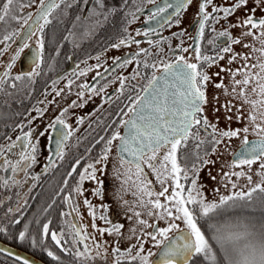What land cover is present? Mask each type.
<instances>
[{"label":"snow or ice","instance_id":"snow-or-ice-1","mask_svg":"<svg viewBox=\"0 0 264 264\" xmlns=\"http://www.w3.org/2000/svg\"><path fill=\"white\" fill-rule=\"evenodd\" d=\"M17 3L20 9L30 6L23 3V0H0V22L12 20L23 29V33L12 31L0 40V44L5 45L0 49V56L8 51V41L15 42L17 37L22 41L11 55L3 73H0V93L7 95L11 93H6L5 85L14 88L15 82L24 79L32 81L41 74L44 30L52 23L49 17L66 0H48L47 3L40 0L35 18L30 13L24 17L18 16L15 7ZM146 3L156 5L150 11L149 20L160 17L157 20L160 27L173 23L179 27L182 13L189 6L195 5L196 12L192 21V26L196 29V34L192 37L194 46L170 48L168 59L144 63L145 68L153 69L152 75L145 78L146 84L135 97H128L129 106L126 111L122 109L118 113L121 119L110 137L106 140L104 137L100 138L105 144L99 156L78 172V179L70 188L69 180L64 179L63 185L69 188V194L64 196L63 202L71 211L61 212V216L68 217L76 213L68 222V230L61 229L59 233L51 231L50 222L41 223L37 218L39 231L35 236L26 223L13 239L18 243H29L34 249L39 248L54 264H65L63 257L69 258L68 264H95L97 260L106 258L109 247L113 264H195L197 260L202 264H264V0H221L219 5L214 0H163L160 4L157 0H146ZM250 3L252 7H249ZM95 5L87 17H76L83 29L81 38L90 37L115 14L113 9H106L104 0H95ZM210 6L211 12L207 11ZM67 7H71V4L68 3ZM169 9H172L171 13L166 14ZM141 10L139 6L135 11L129 10L126 16H131L132 19L127 23L134 22L136 13ZM240 10L244 12L243 17H235V13ZM257 12L262 14L259 18L256 17ZM232 17L235 19H230ZM220 21L224 23L220 24ZM217 25L220 30H217ZM76 26L74 23L73 28ZM209 29L211 35L207 44L211 46V54L203 50L201 44ZM233 29L242 31L234 37ZM123 31L127 34V27ZM185 32L186 30H182L174 35L182 37ZM140 35L147 37L149 32L137 31L136 36ZM33 36H36V50L31 53V71L12 76V68L24 50L30 47L27 41ZM247 37H251L252 43H244ZM64 39L74 41L75 33L69 30ZM139 43L134 37L125 35L111 47L119 49L130 44L139 46ZM147 43L152 45L153 41L147 40ZM160 43L162 41H157L155 46L159 47ZM235 45H241L249 51L235 52ZM190 51L194 52L193 57L178 54ZM151 54L148 49H141L131 59L115 57L113 63L120 62V66H124L132 63L136 57ZM226 55L228 66H221L220 61L225 60ZM96 59H100L99 55ZM237 61L243 63L232 69L230 66ZM213 67H218L219 71L210 74L209 69ZM221 73L228 75L230 90L224 84ZM78 75H85V72ZM237 76L241 79H236ZM125 79L120 78L121 89ZM66 87H71V81ZM80 87L82 90L77 96L81 101L79 106L83 107L84 90L92 93L96 89H89L87 84ZM210 87L216 90L211 95ZM53 90L57 97L61 95L62 90ZM219 90L226 97L223 102L218 94ZM75 106L76 101L69 105ZM245 106L249 109L247 115L244 113ZM32 111L37 116L28 120L29 125L32 120L43 116L46 109L33 106ZM67 113L68 108L60 111L35 139L34 129L24 132L23 126L18 125L21 135L15 140L9 137V143L0 145V172L11 173L8 177L0 176V186H19L21 181L17 177L21 173L25 182L28 179L38 180V176H30L29 169L37 162L39 137L47 135L49 143L52 142L50 129H56L55 157L63 160L67 141L74 134L65 122ZM221 121L224 122V127L220 126ZM82 122V118L77 119L78 124ZM233 123H243L244 126L234 128ZM120 128L124 129L123 133ZM250 136L254 139H249ZM114 141L117 142L115 146ZM233 141H239L238 145L234 146ZM18 146V158L15 161L8 159L6 154L12 153ZM113 146L116 163L112 165L109 174L108 165L112 160ZM226 153L231 156L227 164L229 170L224 171L222 165L221 172L217 174L220 179L217 181L212 168ZM212 156L217 159H211ZM47 159L48 167L43 169L44 172L55 167L52 158ZM79 164L78 159L67 173L68 177L77 173L76 165ZM205 169L206 178L201 176ZM253 171L260 177L255 184L252 179ZM149 172L154 177L155 184L160 186L159 191H156L153 180L149 179ZM105 177L118 184L110 195L118 204V210H123V218L129 222L127 236L124 224L113 221L108 216L110 205L103 202ZM241 177L247 179V191L236 190L237 181ZM205 179L222 184L225 188L231 185V190L228 194H221L218 186L212 188L210 191L215 195L209 199L205 195ZM85 183L92 187L85 188ZM86 193L99 199L100 205H94ZM129 194L133 197L131 201L125 199ZM77 198H83V206L92 220L93 233L87 231L86 225L76 222L79 218ZM26 205L25 200L16 211L20 212ZM51 207L52 204H49L44 211L47 212ZM256 210L262 213L259 223L254 217L231 215ZM8 213H13V209L9 208ZM144 217L153 222L149 223V219ZM97 220L102 221L105 226L98 227ZM159 221H164L166 226L160 227ZM20 223V218L11 221L12 225ZM95 233L101 237L100 241L96 240ZM0 234L7 235L6 227L0 226ZM105 235L115 238L112 244L103 240ZM49 237L54 246L52 249L46 243ZM125 239L134 243L122 250L120 244ZM147 242H151V247L146 251ZM153 248L158 251H152ZM0 253L12 256L20 264H34L28 258L4 248H0ZM58 253H62L63 257Z\"/></svg>","mask_w":264,"mask_h":264},{"label":"flooded vegetation","instance_id":"flooded-vegetation-1","mask_svg":"<svg viewBox=\"0 0 264 264\" xmlns=\"http://www.w3.org/2000/svg\"><path fill=\"white\" fill-rule=\"evenodd\" d=\"M48 0H45L47 3ZM163 0H157V3H162ZM235 2V0H231ZM23 3L30 4L29 7L23 9L19 8V4L15 5L16 14L20 17H24L27 14H32L33 18L37 15V10L40 5V0H23ZM70 3L71 7H67ZM106 9H113L115 14L110 17L109 21L101 28H98L94 34L88 38H81V33L83 29L79 26V22L76 21V17L80 16L82 18L87 17L89 12H91L95 7V0H66L65 4H61L58 9H56L52 16L49 17L52 23L49 24L43 33L44 38V50L43 59L41 63V74L34 78V80L29 81L27 79L15 82V87H8L5 85L6 93H11L7 95L5 93H0V145H6L9 143V137L11 140H15L18 135H21V130L18 125L23 126V131L27 132L30 129H34V139L39 136V133L45 129L47 124L59 115L60 111L68 108V113L64 117L65 122L73 130V136L67 141V146L64 149L65 155L63 160H59L55 157V147L49 143L48 136L39 137L38 143V156L37 162L29 169L30 176H38V180L34 181L28 179L25 182L23 173H21L17 179L21 181L19 186H14L9 184L7 188L0 186V224H6V221L11 222L15 218H20L22 224H36V219L39 218L41 223H48L49 220L46 218H55L54 222L50 220V230L60 232L61 229L65 231L68 230V222L76 216V213H72L71 216L62 217L61 212H70L71 210L63 202L64 196L69 194V188L75 184L78 179V172L83 169L90 161L94 160L101 153L104 147L105 141L101 140L104 137L105 140L110 137L113 130L116 129L119 120L121 119V110H127L129 106L128 97L131 95L135 97L139 89L146 84V77L152 75L153 69L151 67L145 68L144 63L149 64L153 62H158L161 58L168 59L169 49H177L178 47H189V45L194 46V40L192 37L196 34V29L192 26V21L194 14L196 12L195 5L189 6L186 11L182 13V22L179 27L172 25H165L160 27L157 20H149L150 11L154 10L156 5L146 3V0H104ZM214 3L219 5L221 0H214ZM139 6L142 10L136 13L137 18L131 24L127 23L131 20V16H126V13L131 10L135 11L136 7ZM227 6V5H225ZM249 7H252L251 3ZM169 9L168 12H171ZM211 12V6L207 9ZM66 13V15H65ZM243 10L237 11L235 17H243ZM262 14L260 12L256 13V17L259 18ZM232 17L230 19H235ZM147 21V22H146ZM31 23V21H29ZM76 23L77 26L73 28V24ZM224 21H220L223 24ZM127 27V34L123 29ZM217 30L219 25L216 26ZM151 29H156V32L150 31ZM69 30L75 33V40H65L64 37L69 34ZM182 30H186L182 37H177L174 34L179 33ZM12 31L22 32L19 23L8 20L5 22H0V40H3L5 34ZM149 32L147 37L140 35L136 36V32ZM241 29H233L232 35L238 36ZM39 35V33H37ZM129 35L134 37L137 41H140L139 46L136 44H130L129 46H121L119 49L112 48L111 45L118 43L119 39ZM211 30H206V36L201 41L203 50H206L211 54V46L207 44V39L210 38ZM147 40L153 41L152 45L147 43ZM157 41H162L159 47L155 44ZM183 41V43H181ZM20 37L15 39V42L8 41L10 45L8 51L0 56V73L5 70L6 64L9 62L11 55L17 49L21 43ZM29 48L25 49L21 54L19 60L16 61L15 66L11 70V75L15 76L21 73H27L31 71L32 68V51L36 50V36H33L31 40H28ZM244 43H252L251 37H247ZM259 45L257 44V47ZM4 44H0V49L4 48ZM235 52L247 53L249 50L244 49L241 45H235ZM141 49H148L151 55L144 56L141 55L136 57L132 63L120 66V62L114 64L113 58L120 57L122 59H131L133 55L140 51ZM181 55L193 57L194 52L190 51L188 53H178ZM99 55L100 59L97 60L96 57ZM226 55L225 60L220 61L221 66L227 67ZM193 62H195L193 60ZM255 61H249L253 63ZM243 61H237L233 63L230 67L236 69L240 66ZM85 72V75H78L80 72ZM219 71L218 67H213L209 69V73H215ZM139 75H136V73ZM76 73L77 75H73ZM99 73V75H97ZM158 74V73H157ZM136 75L135 79L132 77ZM224 76V84L231 89V83L228 75L226 73H221ZM120 78H126L124 81V87L121 89ZM214 79L219 82V79L214 77ZM236 79H241L237 76ZM71 81V87H66ZM55 82V83H54ZM87 84L89 89H96V92L89 93L88 90L85 91L84 106L80 107L77 93L81 91V85ZM56 90H62L61 95L57 97L55 95ZM103 89V91H100ZM212 91H216L210 87L209 95ZM220 94L221 102H223L226 97L223 96L222 90L218 91ZM44 101V103H39ZM73 101L77 102V106L69 107ZM33 106L41 109H46L43 116L32 120L29 125L28 120L37 116L35 111H32ZM248 108V106H245ZM244 108V109H245ZM82 118V123H77V119ZM126 118V117H124ZM221 127H224V122L221 121ZM236 123L232 124L235 128ZM122 129L120 131L122 133ZM53 129L49 130L50 135ZM251 137H249L250 139ZM252 139V138H251ZM99 141V143H97ZM117 142H113L115 146ZM233 145L235 144L233 141ZM113 146V151L111 153L112 160H110L108 165L109 174H111L112 165L116 163V151ZM91 149V151H88ZM20 150L19 146L13 150L12 153H8L7 158L15 161L18 157L16 153ZM51 157L55 164V167L48 168L47 172L43 169L48 167V159ZM80 160V164L76 165L77 173H73L71 177L67 176V173L71 171V167L76 164L77 160ZM211 159H217L216 156H212ZM231 160V156L227 153L218 160L216 166L227 167L228 162ZM228 169V168H227ZM229 170V169H228ZM239 171V169H237ZM205 172L201 173L202 177L207 176ZM10 172H0V176L8 177ZM149 179L153 180L156 191H158V184H155V179L152 177L151 173H148ZM67 178L69 180V188L64 187L63 181ZM235 178V177H234ZM207 182V180L205 179ZM204 181V182H205ZM114 186L118 184L114 181H110L108 177H105V194L103 202L110 205V210L108 216L111 220L120 222L125 226V236H127V220L123 218V210H118V204L113 201L110 193L114 190L111 188V192L108 193V185ZM35 184V187L32 185ZM85 188H91L92 185L85 183ZM249 185L245 177L244 184L239 187V190L247 191ZM61 188H64L61 191ZM31 189V191H29ZM208 187L206 186L205 195L210 199V193L207 192ZM238 191V188H237ZM47 192L48 194H45ZM13 194V195H11ZM92 203L99 206L101 201L94 197H91L89 193H86ZM83 198H77L76 203L79 205V213L84 211L86 218L89 219L92 224V220L87 215V210L84 208L82 203ZM129 200V196L125 197ZM133 197H131V200ZM27 201L26 207H24L20 212L16 209L19 205L24 204ZM130 200V201H131ZM163 200V198H161ZM52 204V207L48 209L47 212L43 210L46 206ZM12 208L13 213L9 214L8 209ZM53 209V212H52ZM149 219L148 217H144ZM77 223L81 222L79 219ZM101 227H104L102 221H100ZM153 221L149 219V223ZM164 221H159L160 227ZM53 224V225H52ZM1 226V225H0ZM4 227V226H3ZM39 229V228H38ZM151 231V229H148ZM111 244L114 241V237H109ZM48 246L54 248L52 242L47 240ZM130 243L134 241H129L125 239L121 244L120 248L126 249ZM151 247V242L145 243V249ZM58 252V250H56ZM152 251L156 252L157 249L153 248ZM63 257L62 253H58ZM65 262H68L69 258L63 257ZM112 260V262H111ZM197 262V261H196ZM95 263L97 264H113V258L111 255V247L108 248L105 259H99Z\"/></svg>","mask_w":264,"mask_h":264},{"label":"trees","instance_id":"trees-1","mask_svg":"<svg viewBox=\"0 0 264 264\" xmlns=\"http://www.w3.org/2000/svg\"><path fill=\"white\" fill-rule=\"evenodd\" d=\"M3 119H4V117L0 118V120H3ZM45 194H48V193L45 192ZM11 195H13V194H11ZM45 208H47V204L43 208V210ZM52 212H53V209H52ZM241 214L246 215V216H250V217H254L257 223H259V218L262 215V213L259 210H256L255 212H245V213L236 212V213H232L231 215H241ZM46 220H49L48 222H50V220L52 222H54L55 218L54 217H53V219L46 218ZM0 225L6 227V230H7V235L0 234V240L1 241L5 242L7 244H10V245H12V246H14L16 248H19V249H21L23 251L28 252V253L32 254L33 256L39 258L40 260L44 261L47 264H54V262H52L50 260V258H48L46 256V254L43 253L39 248H35L34 249V248L31 247V245L29 243H18L17 241H15L13 239V237L20 230L23 229L24 224L20 223L18 225H12L11 222L6 221L5 225L3 223H1ZM29 226H30V230H31L32 235L35 236L38 233V231H39L38 225L34 223V224L29 225ZM46 243L48 245L47 241H46ZM49 248L52 249V247H49ZM0 264H20V263L0 253ZM65 264H68V262H65ZM95 264H97V263H95ZM195 264H202V262L197 260V262H195Z\"/></svg>","mask_w":264,"mask_h":264},{"label":"rangeland","instance_id":"rangeland-1","mask_svg":"<svg viewBox=\"0 0 264 264\" xmlns=\"http://www.w3.org/2000/svg\"><path fill=\"white\" fill-rule=\"evenodd\" d=\"M248 108H245L244 109V113H245V115H247V112H248ZM244 125H243V123H236V126H235V128H239V127H243ZM251 138H254V137H252V136H250ZM250 138V139H251ZM235 142V144H238L239 143V141H234ZM215 160V159H214ZM223 170L224 171H228V169H227V167L225 168V166L223 167ZM254 171H255V166H254ZM254 171H253V174H252V179H253V184H255L256 182H258L259 181V179H260V177H258V176H256L255 174H254ZM204 172H205V170H204ZM221 172V166H216L215 165V167H213L212 168V174L213 175H217L218 173H220ZM206 174H207V172H206ZM219 179H220V177H219V175H217V181H219ZM233 179L235 180V178L233 177ZM244 182H245V177H241L240 178V180L239 181H237V184H238V190H239V187H241L243 184H244ZM205 183H206V186L208 187V193H210L211 195H210V199H212L213 198V196L215 195V193H213V192H211L210 190L212 189V188H215V187H219V189H220V193L221 194H228L229 193V191L231 190V185H229L228 186V188H225L222 184H217V182H213V181H205ZM114 186H117L116 184L114 185ZM114 186H112L111 185V182H109V185H108V188H109V190H108V193H110L111 192V188H113ZM157 189H158V191L160 190V186L158 185V187H157ZM237 190V189H236ZM127 196H129V201L131 200V194H129V195H127ZM127 196H125V197H127ZM79 221L81 222V224H84V225H86L87 226V231L89 232V233H93V230H92V228H91V223H90V221H89V219L88 218H86V214H85V212L84 211H82V212H80L79 213ZM127 222V225H128V228H129V222L128 221H126ZM96 223H97V226L98 227H101V224H100V222H99V220H97L96 221ZM161 226H163V227H165L166 226V224L165 223H163V224H161ZM95 236H96V240L97 241H100L101 240V237L99 236V234L98 233H95L94 234ZM128 235V234H127ZM103 240H106V241H109V243L111 244V241H110V238L107 236V235H105L104 237H103ZM146 251H147V249H145ZM108 252V251H107ZM94 254V253H93ZM107 254V253H106ZM111 262H112V260H111Z\"/></svg>","mask_w":264,"mask_h":264},{"label":"water","instance_id":"water-1","mask_svg":"<svg viewBox=\"0 0 264 264\" xmlns=\"http://www.w3.org/2000/svg\"><path fill=\"white\" fill-rule=\"evenodd\" d=\"M170 13H171V12H168V13H166V14H170ZM166 14H165V15H166ZM21 33H23V31H22ZM158 74H159V73H158ZM158 74H157V75H158ZM123 131H124V129H122V133H123ZM51 136H52V142L50 143V145H52V146H56V145H55L56 129H53ZM252 139H254V138H252ZM0 248L7 249L9 252H13V253H15V254H17V255H19V256L26 257V258H28L30 261H33L34 264H47V263H45L44 261L40 260L39 258L33 256L32 254H30V253H28V252H26V251H23V250H21V249H19V248H16V247H14V246H12V245H10V244H7V243H5V242H3V241H1V240H0ZM157 251H158V250H157ZM1 254H3V253H1ZM3 255H5V254H3ZM5 256H7V257L13 259L12 256H9V255H5ZM13 260H14V259H13ZM15 261H17V260H15ZM17 262L20 263V261H17Z\"/></svg>","mask_w":264,"mask_h":264}]
</instances>
